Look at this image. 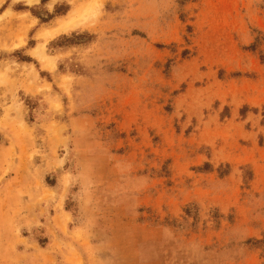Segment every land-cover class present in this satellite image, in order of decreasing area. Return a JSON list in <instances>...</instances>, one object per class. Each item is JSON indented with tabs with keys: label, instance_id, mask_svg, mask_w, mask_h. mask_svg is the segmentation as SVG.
<instances>
[{
	"label": "rangeland",
	"instance_id": "374dc122",
	"mask_svg": "<svg viewBox=\"0 0 264 264\" xmlns=\"http://www.w3.org/2000/svg\"><path fill=\"white\" fill-rule=\"evenodd\" d=\"M0 264H264V0L0 3Z\"/></svg>",
	"mask_w": 264,
	"mask_h": 264
},
{
	"label": "bare ground",
	"instance_id": "6f19581e",
	"mask_svg": "<svg viewBox=\"0 0 264 264\" xmlns=\"http://www.w3.org/2000/svg\"><path fill=\"white\" fill-rule=\"evenodd\" d=\"M1 1L2 0H0V2ZM25 1H27L28 3H34L37 0H25ZM99 7L100 6H99V3L97 1L91 2V3L89 2V4L85 5L80 10L79 13L68 16V17L60 20L58 23V26L53 31H51L50 34L67 33V32L73 31L75 29H78L79 27H81V26L85 25L87 22H89L91 19H94V17L98 13ZM34 53L38 54V56L40 55V53L36 50L34 51ZM52 67H54V65H52Z\"/></svg>",
	"mask_w": 264,
	"mask_h": 264
},
{
	"label": "crops",
	"instance_id": "0c3cea01",
	"mask_svg": "<svg viewBox=\"0 0 264 264\" xmlns=\"http://www.w3.org/2000/svg\"><path fill=\"white\" fill-rule=\"evenodd\" d=\"M4 0H2L0 3H2ZM15 2H26L27 4H33V3H28L27 1H25V0H14ZM39 0H37L36 2H38ZM36 2H34V3H36Z\"/></svg>",
	"mask_w": 264,
	"mask_h": 264
}]
</instances>
